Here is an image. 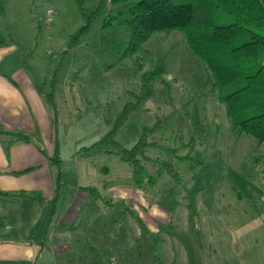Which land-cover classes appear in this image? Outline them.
I'll return each instance as SVG.
<instances>
[{"label": "rangeland", "instance_id": "1", "mask_svg": "<svg viewBox=\"0 0 264 264\" xmlns=\"http://www.w3.org/2000/svg\"><path fill=\"white\" fill-rule=\"evenodd\" d=\"M99 2L83 0L84 12L98 11ZM120 9L104 5L88 33L74 41L84 24L76 0H0V76L23 71L38 90L55 91L59 165L66 182L58 189L61 201L54 209L23 199V216L0 220V239L16 246L0 252V264L16 249L33 251L34 261L8 262L264 264V142L233 131L224 106L214 96L207 100L210 74L182 33H156L137 56H125L127 31L116 15ZM106 20L111 25L103 29ZM159 61L166 73L155 82L152 100L115 129L125 105L139 93L140 73ZM178 100L190 103L167 128L148 138L155 145L140 158L150 184L136 186L132 167L115 154L84 152L111 132L114 143L132 149ZM31 140L46 147L37 137ZM147 157L168 161L181 184ZM80 182L98 197L87 194ZM105 201L125 206L109 209ZM137 213L145 226L133 218ZM56 229L65 232V244H58ZM44 234L47 242L41 247ZM202 248L209 258L203 259Z\"/></svg>", "mask_w": 264, "mask_h": 264}, {"label": "trees", "instance_id": "2", "mask_svg": "<svg viewBox=\"0 0 264 264\" xmlns=\"http://www.w3.org/2000/svg\"><path fill=\"white\" fill-rule=\"evenodd\" d=\"M108 3L121 8L116 15L127 31L128 46L125 56L139 53L142 44L156 33H182L194 57L203 61L210 74L207 100L210 101L209 98L214 96V100L224 106L233 131L253 136L260 143L264 142V0H100L98 11L91 14L84 12L83 0H76L84 24L72 37L74 41L88 33L91 21ZM109 25L110 22L106 20L102 28ZM165 73L161 61L152 70L140 73L139 93L134 95V101L125 105L115 129L123 125L132 112L146 109L154 95L155 82ZM54 92L50 91L45 97L55 112ZM189 103L190 101L178 100L172 112L165 117H157L130 150L114 143L111 140L114 132H111L88 149L84 148L87 150L84 152L104 151L115 154L132 167V180L136 186L150 184L152 179L140 159L145 157L144 149L155 145L153 138H148L167 128L177 111L184 106L188 107ZM0 136L10 139L8 145L32 142L27 135L2 128ZM184 158L186 157H182ZM146 160L159 165L163 168V173L181 184L179 175L168 161L152 160L148 157ZM50 162L56 167L59 166L57 154ZM260 164L264 173V159ZM84 190L87 194L98 197L94 190ZM6 195L17 199L40 200V197L24 192ZM105 204L109 209L116 210L125 206L120 202L112 204L105 201ZM133 216L137 217L135 214Z\"/></svg>", "mask_w": 264, "mask_h": 264}, {"label": "crops", "instance_id": "3", "mask_svg": "<svg viewBox=\"0 0 264 264\" xmlns=\"http://www.w3.org/2000/svg\"><path fill=\"white\" fill-rule=\"evenodd\" d=\"M17 80H20L19 86L16 83ZM49 92L48 90H38L35 84L23 73V71L15 70L10 76H0V128L10 132L22 133L32 139L33 137H37V139L43 140L46 147H48V150L45 146L44 149L40 147L39 149V143L35 142L8 145L10 141L8 137L7 139L6 137L5 139L2 137L6 141L0 139V220L6 219L8 221H16V219L23 216L22 214L26 211L25 206L27 203L23 201V199L13 198L6 194L15 195L20 192L28 193L29 195L33 194L40 197V200H26L49 203L53 209L61 201V191L59 192L58 189L66 186V182L63 180V170L61 169V165L56 167L50 162L56 154L58 158L61 159V148L57 128L60 113L57 100H54V96L55 112L46 102L45 96ZM6 148H8L7 151H5ZM91 153L102 154L103 152ZM18 154H22L23 156L20 159L16 158ZM77 169H81V166ZM83 170H81L80 175H82ZM79 185H81V188L83 186L84 189L90 188V186L84 182H80ZM83 191L78 190V192H82L84 195L83 197L86 198V193ZM54 198H56L55 201H53ZM52 203L54 204L53 206ZM55 203L57 204L55 205ZM34 215L28 216L33 218ZM136 215L137 217L135 218L133 216V218L138 221L140 226H145L146 223L142 214L137 213ZM9 225L7 223L6 227ZM57 227L59 228L60 226L57 225ZM144 232H148L145 227ZM53 233L57 237L58 244H65L67 242L63 239L64 237L61 238L62 234L65 232L63 233V231L56 229L53 230ZM44 235L41 241V247L47 242V235ZM72 241L73 244L76 243V237H74ZM12 247H16L12 243V240L0 239V252H12L13 250H10ZM202 249L203 259L209 258V256L205 254V248ZM26 250L32 251V248L27 246ZM67 251L70 252L71 250L69 249ZM62 254L66 255L64 251H61V255ZM34 255L33 251L26 254L23 253L21 249H16L15 252L4 256V261L1 263L16 264L29 259V261H34ZM120 264L125 263L122 262ZM204 264L215 263L205 260Z\"/></svg>", "mask_w": 264, "mask_h": 264}]
</instances>
